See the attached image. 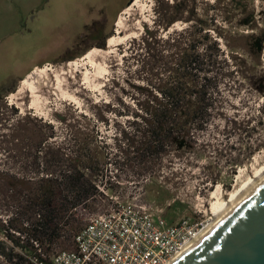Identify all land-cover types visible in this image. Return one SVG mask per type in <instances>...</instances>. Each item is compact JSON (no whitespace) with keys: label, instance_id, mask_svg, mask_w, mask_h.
Returning <instances> with one entry per match:
<instances>
[{"label":"rangeland","instance_id":"1","mask_svg":"<svg viewBox=\"0 0 264 264\" xmlns=\"http://www.w3.org/2000/svg\"><path fill=\"white\" fill-rule=\"evenodd\" d=\"M129 1L0 0V220L19 212L18 179H39L46 172L57 174L53 172L57 170L56 159L47 155L49 145L52 150L62 147L71 152L84 144L97 169L94 180L99 184L105 181L106 192L95 197V209L78 208L85 222L126 202L144 204L151 210L162 209L168 223L181 218L211 221L218 205L227 203L236 190L264 168V60H257L245 46L242 36L249 34L251 28L242 25L241 17L233 16L232 12L227 20L223 19L225 14L213 8L215 0H195V3L202 16L208 8L213 19L211 34L216 36L223 52L221 59H225V67L236 71L231 77L224 75L221 79L215 94L217 102L213 105L216 108H212L204 130L194 134L196 141L189 148L173 151L166 146L159 161L148 163L147 168L109 163V157L118 152L114 140L116 129L128 118L118 115L123 111L120 101L133 106L125 92L138 94L129 82L139 81L128 73L137 68L132 55L140 52L137 43L144 25L153 26L159 12L179 0H131L128 4ZM134 1L138 5H133ZM249 1L258 25L254 32L258 33L264 26V0ZM143 6L147 21L135 28L133 23L139 19ZM104 9L109 15L106 28L100 25ZM119 18L126 24V30L118 35ZM184 26L186 23L180 20L174 23V28ZM24 28H29L30 33L26 29L22 34ZM129 30L136 35L124 37ZM159 33L165 39L168 31L160 28ZM114 35L118 37L109 46L108 39ZM133 38L135 43L131 42ZM228 42L232 47H228ZM83 45L79 53L63 60L66 52ZM95 49L98 50L95 64L85 66L88 79L83 78V68L72 77L65 75L67 81L61 94L43 88L48 99L38 110L27 107V93L23 94L24 102L19 100L23 109L16 103L13 94L27 74L16 80L33 66L30 72L36 67L48 68L47 77L54 86V70H66L68 63L80 61ZM231 55L236 57V62ZM129 150H124L126 157L133 155L128 154ZM2 237L0 230V240ZM3 246L8 249L13 242H0V248ZM63 249L54 244L52 253ZM15 251L20 252L21 248L15 247ZM0 264L10 263L0 255Z\"/></svg>","mask_w":264,"mask_h":264},{"label":"trees","instance_id":"2","mask_svg":"<svg viewBox=\"0 0 264 264\" xmlns=\"http://www.w3.org/2000/svg\"><path fill=\"white\" fill-rule=\"evenodd\" d=\"M249 3V0H215L213 8L224 13L225 20L231 12L241 17V24L252 30L242 36L245 46L257 60H264V26L258 33L254 32L258 25ZM184 12L186 16H182ZM179 20L186 26L174 28ZM212 25L208 8L205 16L200 15L195 0L189 4L179 0L166 5L153 26L144 25L137 43L140 52L132 55L137 68L128 73L139 81L129 82L138 94L125 92L133 106L120 101L123 111L118 115L128 118L116 129L114 140L118 152L109 157V163L147 168L148 163L159 161L166 146L179 151L195 143L194 134L204 130L212 108H216L213 105L217 102L215 94L221 79L224 75L231 77L236 71L225 67V59H221L223 52L216 36L211 34ZM160 28L168 31L165 39L160 37ZM131 42L135 43V38ZM231 57L236 62V57ZM224 69L226 72H222ZM47 149L50 153L47 155L56 159L57 170L53 172L57 174L46 172L39 179H18L19 212L0 220L4 235L0 242H13L8 249L0 248V255L10 264H34V259L48 264L54 244L73 249V237L86 223L78 208L95 209V197L106 192L105 181L100 182L103 186L99 189L101 184L93 178L97 169L84 144L71 152L62 147L52 150L50 145ZM124 150L133 155L126 157ZM31 242H38L41 251ZM15 247L21 251H15Z\"/></svg>","mask_w":264,"mask_h":264},{"label":"built area","instance_id":"3","mask_svg":"<svg viewBox=\"0 0 264 264\" xmlns=\"http://www.w3.org/2000/svg\"><path fill=\"white\" fill-rule=\"evenodd\" d=\"M209 222L181 218L168 223L162 209L118 204L90 217L74 235V248L53 253L48 264H168ZM31 243L41 251L38 242Z\"/></svg>","mask_w":264,"mask_h":264},{"label":"water","instance_id":"4","mask_svg":"<svg viewBox=\"0 0 264 264\" xmlns=\"http://www.w3.org/2000/svg\"><path fill=\"white\" fill-rule=\"evenodd\" d=\"M168 264H264V180Z\"/></svg>","mask_w":264,"mask_h":264},{"label":"bare ground","instance_id":"5","mask_svg":"<svg viewBox=\"0 0 264 264\" xmlns=\"http://www.w3.org/2000/svg\"><path fill=\"white\" fill-rule=\"evenodd\" d=\"M136 3L137 2L134 1L132 4L135 5ZM137 5H138V3H137ZM137 7H139V6H137ZM139 11H140V13H139L140 17H139V19L135 20L133 23V26L135 28L142 27L141 22H146L147 17H148V16L146 17L147 14L145 15L144 6L142 8H140ZM125 25L126 24H124V21L122 18H119V20H117L116 32L118 33V35H119V32L121 30H126ZM134 27L132 29H134ZM128 29H130V28H128ZM128 35L134 36L136 34H135V31L132 30L128 34H125L123 36L125 37ZM116 37H118V36L114 35L108 39V45L109 46L114 45V43L116 41V39H115ZM102 52H100V53H102ZM97 53H98V50H96V49L91 50L80 61H73V62L68 63L67 69H66L67 71L61 67H60L61 69L58 68L59 70H57V71L54 70V79H53L54 80V86L52 85L53 83L50 84V81H49L50 77H47L48 68L42 66L40 68L35 69L34 71H32L30 74H28L24 79H22L20 81V85H19L18 89L16 90V92L13 94V98L16 99V103L19 105V107L21 109H23V106H22L23 102H24L22 100L23 94L27 93L28 97H29V103H28L27 107L28 108L35 107L38 110V108H40V105H42V103H45L48 99L45 96V94H43V92H42L43 88H51L53 91L52 94H56L58 92L61 94L63 91V86L66 84L65 81H67V80H65V75L70 74V76L72 77L76 71L78 72L79 70H81L83 68L85 70V72L83 73L84 74L83 78L85 80L88 79L89 78V71L85 66L87 64H93V65L95 64L94 57L96 56ZM99 56H101V55H99ZM84 59H86L87 61H84ZM97 60L98 59H96V61ZM75 81L73 80V82H75ZM51 85L53 87H51ZM49 92H51V91H49ZM19 100L23 101V102H20ZM263 180H264V168L261 171L257 172L251 179H249L247 181V183L244 184V186L241 189L236 190L233 193V196L230 198V200L227 203L219 204L215 218L213 219V216H212L211 221L204 227V229H202L201 232L195 238L189 240L186 243V245L184 246L183 250L181 252H179L177 255H175L171 260H175V258H177L187 247L191 246L198 238H200L203 234H205L219 219H221L223 216H225L234 206H236L239 203L240 200H242L247 194H249Z\"/></svg>","mask_w":264,"mask_h":264},{"label":"flooded vegetation","instance_id":"6","mask_svg":"<svg viewBox=\"0 0 264 264\" xmlns=\"http://www.w3.org/2000/svg\"><path fill=\"white\" fill-rule=\"evenodd\" d=\"M113 15L114 14H112V17H113ZM102 16H103V19H102V23L100 24L102 27H104V28H106L107 27V23L109 22V15L107 14V12H106V9H104V10H102ZM111 22V21H110ZM28 30H30L29 28H27ZM107 32V30H105V32L103 33V37H105L104 35H105V33ZM82 38H84V37H82ZM81 37H80V39H82ZM84 48V45L83 46H81V47H77L74 51H72V52H66V54L64 55V58H63V60L64 59H68V58H71L73 55H75V54H77V53H79L82 49ZM63 56V55H62ZM62 56H60V57H62ZM17 107V106H16Z\"/></svg>","mask_w":264,"mask_h":264},{"label":"crops","instance_id":"7","mask_svg":"<svg viewBox=\"0 0 264 264\" xmlns=\"http://www.w3.org/2000/svg\"><path fill=\"white\" fill-rule=\"evenodd\" d=\"M26 29H27V28H24V29L22 30V31H23L22 34L27 32ZM27 30H28V29H27ZM28 32L30 33V30H28ZM33 67H34V66H33ZM33 67H32V68H33ZM32 68H31V69H32ZM36 68H38V67H36ZM36 68H35V69H36ZM31 69H29L27 72H25V74H24L23 76L18 77L16 81L21 80L26 74L28 75V74L31 73L33 70H35V69H33V70L30 72ZM28 72H29V73H28ZM27 75H26V76H27Z\"/></svg>","mask_w":264,"mask_h":264}]
</instances>
